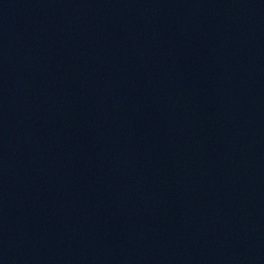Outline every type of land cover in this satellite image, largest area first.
Returning a JSON list of instances; mask_svg holds the SVG:
<instances>
[{
    "label": "water",
    "instance_id": "95a60500",
    "mask_svg": "<svg viewBox=\"0 0 264 264\" xmlns=\"http://www.w3.org/2000/svg\"><path fill=\"white\" fill-rule=\"evenodd\" d=\"M0 264H264V0H0Z\"/></svg>",
    "mask_w": 264,
    "mask_h": 264
}]
</instances>
